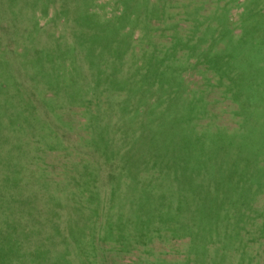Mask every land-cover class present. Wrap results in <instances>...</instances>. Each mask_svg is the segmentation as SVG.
Here are the masks:
<instances>
[{
    "label": "rangeland",
    "instance_id": "374dc122",
    "mask_svg": "<svg viewBox=\"0 0 264 264\" xmlns=\"http://www.w3.org/2000/svg\"><path fill=\"white\" fill-rule=\"evenodd\" d=\"M0 264H264V0H0Z\"/></svg>",
    "mask_w": 264,
    "mask_h": 264
}]
</instances>
